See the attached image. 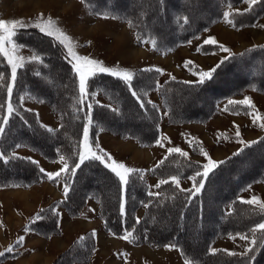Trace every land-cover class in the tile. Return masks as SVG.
Returning <instances> with one entry per match:
<instances>
[{
    "label": "trees",
    "instance_id": "16d2710c",
    "mask_svg": "<svg viewBox=\"0 0 264 264\" xmlns=\"http://www.w3.org/2000/svg\"><path fill=\"white\" fill-rule=\"evenodd\" d=\"M243 1L85 0L83 4L97 16L115 17L125 23L137 46H148L156 54L163 55L186 45L219 22L227 7L230 8L229 13H235L230 16L235 25L231 24V28L239 30L254 26L257 20L264 17V0H257L242 10L233 9ZM14 40L30 53H38L43 62H26L24 68L17 70L10 98L15 111L8 118L5 132L0 137V153L9 158L7 163L0 160V188H29L46 181L55 183L58 179L70 187L67 197L42 208L45 210L43 213L39 209L33 215L26 225L30 230L45 238L56 235L59 209H65L70 217L75 218L87 200L92 199L98 205L105 231L114 236L130 232L129 240L134 246L160 248L174 245L183 259L190 260L192 264H264V243L259 240L254 253H249L251 260L242 255H228L222 249L215 252L211 249V243L216 238L248 234L251 239L250 229L264 221V212L239 198V193L246 187L264 182V134L254 140L255 143L251 141L221 160L224 163L209 174L201 192L192 196L180 191L171 182L155 187L162 179L170 180L176 176L181 184L197 171H203L204 164L193 161L189 155L167 153L152 168L131 174L128 184L122 188L118 177L99 160H86L74 175L71 172L62 173L59 178L49 180L36 163L17 154L18 149L25 148L48 161L64 155L71 167L78 162L83 128L89 116L92 120L90 144L99 152V148H95L99 131L110 132L121 139H132L141 147H152L158 140L163 120L173 126L204 124L214 116L219 104H223L227 114L245 115L249 110L246 105L228 102L240 101L233 98L246 90L264 94V42L228 53L226 56L229 59L214 73V80L204 86L196 81L185 83V80L172 77L161 80V72L155 71L157 68L154 67L135 70L131 87L143 99L144 107H141L129 86L109 74L99 73L91 77L89 92L94 95L82 99L78 77L66 58V51L38 29L20 28ZM198 48L200 54L223 52L211 44L203 43ZM187 67L197 74L201 72L191 64ZM10 72L6 58L0 57V106H3L0 117L7 115L9 97L6 85L10 83ZM53 78L62 84L54 88ZM153 93L157 94L159 102L151 98ZM98 96H102L106 103H99ZM22 97L49 106L57 121L53 132L41 126L34 111L23 107ZM194 101H201L200 105L188 111L187 104ZM109 102L114 107L107 105ZM88 105H91L90 109ZM138 125L143 129L138 130ZM198 148L194 143L192 151L196 152ZM13 155L17 158H11ZM243 166H249L243 172L255 170V173L242 177L240 171ZM222 177L235 182L228 193L216 198L222 188L215 181ZM97 179L100 185L95 183ZM151 179H155L152 186ZM193 183L189 189L193 188ZM149 192L158 195H149ZM121 203L124 204L123 214ZM52 208L57 211L53 213L50 211ZM38 213L44 218L34 222ZM210 222L212 225H209ZM164 224L167 226L164 227ZM161 230H166V234ZM195 233L204 234L198 246L190 241V236L194 237ZM81 237L84 239L81 240ZM95 248L93 234L86 233L75 239L51 264L87 263Z\"/></svg>",
    "mask_w": 264,
    "mask_h": 264
},
{
    "label": "rangeland",
    "instance_id": "374dc122",
    "mask_svg": "<svg viewBox=\"0 0 264 264\" xmlns=\"http://www.w3.org/2000/svg\"><path fill=\"white\" fill-rule=\"evenodd\" d=\"M244 5L245 2H242L237 6V8L235 7L233 9H241ZM196 6H200V4H197ZM224 12H230V8H225ZM137 13H139V11ZM40 14H43L45 18L52 17L54 20L58 21V26L64 29L67 34H69L76 42L77 47L75 48V51L79 55L89 56L91 58L103 61L105 67L116 69V67L119 66L120 70L127 69L132 73L137 69H141V67L155 66L162 70L160 73L161 80L167 79L169 77H176L192 81L196 79L198 75L194 74L195 72H193L192 69L185 67L187 61H192V66L201 68L199 70L204 71L215 66L213 64H215L217 60L220 59L225 53L219 52L220 54L212 53L207 55L200 54V52L197 51L199 44L203 43V41L208 37L214 36V34L210 31L211 29L209 28L201 33L198 37L191 40V43H187L186 45L180 46L175 50L163 55H158L148 46H137L134 43L132 32L124 23L110 16H106L108 18H104L105 16H97L94 13H91V11L87 7H85L79 0H0V19L2 20L8 21L18 19L24 20L26 22H35L36 18L39 17ZM262 18H260L262 19V21L260 22H258L260 19L257 20V25L253 26L254 30L252 29V31H257V34L264 32V17ZM221 21L225 22L224 17L220 20V22ZM24 28L35 27L28 26ZM242 39H244V41L246 39H250L249 41L247 40L248 42L252 40L250 43L255 42L252 35H250L249 33L246 35L243 34V37H237L235 41L230 42L231 44H229L227 48H229L231 51H241L242 49L246 48L244 46L245 44H242ZM89 41H91V44H88ZM262 42L264 41L262 40L257 44H260ZM18 55L23 56L25 60H28L33 54L28 50L21 48ZM56 79L57 78L52 79L54 88L59 87L60 84H62L57 83L59 81ZM49 87L50 89H52L51 86ZM246 97L251 98L253 104L255 105V111L258 112L261 116H264V94L253 90H246L242 93V95L234 97L233 99L243 101ZM151 98L155 99L156 102H159L156 93H153ZM97 101L99 103H106L105 99L102 96H98ZM200 102L201 101H194L187 104L189 108H187L188 111H192L196 106L200 105ZM21 103L26 109L31 108L28 110L34 109L35 111H37L39 113L41 122L53 126L51 128L56 127L57 121L52 115L47 104L31 101L25 97L21 98ZM107 105L114 107V105L110 102ZM180 106L184 107L185 105L180 104ZM222 106L223 104H220L217 107L216 114H214L215 117H212L213 119L211 118L209 121H207V123L204 124L192 123L190 125L183 124L173 126L166 124V122L163 120L160 126V133L158 137V140L162 142L163 146L158 145L156 141V143L152 147H141L140 145L132 142L133 140L120 139L118 137H114L108 132L103 131L98 132L99 134L97 135V137L100 139L98 141L95 139L94 140L96 142V145L99 146V149L108 152V154H110L116 162L123 163L127 167L133 169L138 167L148 168L152 166L157 162V160H161L164 155L168 153V148L173 147H178L181 150L189 152L191 158L194 160L207 163V159L202 154H193L192 146L194 143L199 146L198 152L202 147V143L206 147L205 151L208 153V155L213 160H219L235 148L233 144L241 143L240 141L243 140H252L258 136V131H260V127L258 126L260 121H258L257 124H253L252 116L248 114L249 112H252V109L249 108L248 113L245 115L235 116L227 114L224 109L222 111ZM133 119L136 120L137 118L133 117ZM85 126L89 128L90 132V125L87 123ZM237 127L240 132L239 137L236 136ZM137 129L142 130L143 128L138 125ZM227 134H234L235 138H237L238 140H232L233 138L228 137ZM190 140L192 141L191 144L189 143ZM90 141L91 138L89 136V143ZM136 150L141 151L142 153L137 154L135 153ZM20 151L26 153V151L24 150ZM31 153L28 154L31 155L33 159H37V153L36 155L35 153H33V151H31ZM258 159L260 158L258 157ZM37 161L39 162V165L36 163L37 166L40 169H45L46 171L55 172L59 171L63 167V164L59 159L54 161H43L37 159ZM248 167L249 166H243V169L240 171V175L242 177H247L248 175L255 173V170L254 172H243L244 169L248 170ZM154 181L155 179H151V185L154 183ZM216 182L220 183V187L222 188L220 191L221 193L215 195L216 198H219L221 194L225 195L229 192V187L233 185L235 181L231 180L228 177H222L221 179L215 181V183ZM95 183L97 185H100L99 179H97ZM187 184L188 181L182 182V185L184 187H187ZM51 189L46 191L42 187H40L28 193L13 192V194L7 193L8 191H0V216L5 215V217H7L10 213H12L13 208L18 209L19 211H23L25 214H32L34 211H38L39 209L44 208L43 201L52 198V196H50V193L53 192ZM245 189L249 192L244 194L245 198L258 197L261 201H264V182H261L260 184L254 183L246 187ZM239 198H241L240 195ZM5 204H7V207L5 206ZM88 213L89 211L87 210L86 214ZM33 215L27 221L26 225L32 219ZM211 216L208 217L209 221H211ZM21 221H23V219L18 220L16 217H14L13 219L11 218V220L9 221L10 230H15V228L20 225ZM212 222H210L209 225H212ZM166 226L167 225H165L164 227ZM25 227L30 230L27 226ZM75 227L77 231H80L78 233L84 234L83 232H85L86 230L85 226L76 225ZM57 231L58 232L56 235H58L60 232L58 225ZM165 231L166 230H161V233L166 234ZM34 233L43 237L36 232ZM78 233L76 236H79ZM195 234L194 237L190 236V241L198 246L199 242L204 239V234ZM56 235H53L51 237H54ZM123 236H119V238H122ZM6 239L7 235L4 236L3 241H5ZM46 242L43 241L41 245L37 246L39 248L38 252L41 255L40 259L44 261L45 264H51L59 254L67 249L68 246L67 244H62L61 241L59 244L60 246L53 250ZM217 242V245L221 246L222 249H228L235 252L245 251V249L249 246L248 241L241 239L240 236L237 235L219 239ZM217 245L215 242L213 244V247H216ZM173 249L176 250V248ZM177 254L179 253L177 252ZM38 264H41V262L39 261Z\"/></svg>",
    "mask_w": 264,
    "mask_h": 264
},
{
    "label": "snow or ice",
    "instance_id": "6c2138e0",
    "mask_svg": "<svg viewBox=\"0 0 264 264\" xmlns=\"http://www.w3.org/2000/svg\"><path fill=\"white\" fill-rule=\"evenodd\" d=\"M82 3L85 2V0H81ZM249 4H255L257 0H246ZM235 15V13H229L224 12L223 17L226 23L234 25L233 19L230 18V16ZM108 18V17H104ZM115 18V17H113ZM185 22H187V18H185ZM32 26L39 30V32L43 33L44 35L53 38L60 46L63 47V49L66 51V58L69 59V62L72 64V69L78 76V90L80 97L86 98L89 95H94L89 92V79L99 73H107L111 76L118 78L122 81H124L128 86L129 90L133 97L137 99V101L140 103L141 107H144L143 99L137 94V92L131 87V81L134 78V74L127 69L120 70L119 66L116 67V69L108 68L104 66L103 61L91 58L89 56H81L76 51L75 48L77 47L76 42L74 39L67 34V32L58 26V21L54 20L52 17L45 18L43 14H40L39 17L36 18L35 22L32 21H24V20H2L0 19V57L6 58L7 64L11 68L10 72V83L6 85L7 94L9 97V101L6 106L7 115L0 117V137L5 132V126L8 123V118L13 115L15 109L11 102V96L13 92V87L15 85L16 79H17V70L20 68H24L26 65V62H43L41 56L38 53H35L29 58V61H26L23 56L18 55L21 48H23V45H19L14 40V37L17 35V32L20 28ZM191 43V41H189ZM204 44H211L216 45L221 51L226 53H231V50L227 47H225L223 44H218L217 40L214 37H208L203 41ZM88 44H91V41L88 42ZM155 45V42H153ZM200 49L197 48V51ZM229 59V56H225L219 63L215 65L211 70L209 71H201L197 74L199 79L196 81V83L200 86H204L211 81L214 80V73H216L217 69L221 67ZM192 64V61H187L185 64V67ZM155 71L160 72L161 69H155ZM37 76L40 75V73H36ZM172 79H175V77H172ZM185 83H189L185 81ZM42 102V101H41ZM229 104H243L246 105L248 108L252 109V112H249L248 114L252 116V123L257 124L258 121L260 123L258 126L262 129H264V116H261L258 112L255 111V105L253 104L251 98L246 97L243 101H233L229 100ZM3 106H0L2 108ZM89 109L91 108V105H88ZM92 123L91 117H88V124L90 125ZM44 127L48 132H53L54 129H52L50 126L47 125H41ZM236 136H240L239 129L237 127ZM241 143H244V141H240ZM189 143L191 144L192 141L190 140ZM255 143V141L251 142ZM157 144L160 146H163L162 142L160 140H157ZM19 147V145H17ZM96 149L99 148L98 145L95 146ZM200 153L207 159V163H205L203 167V171H197L195 175L189 177L190 180H192L193 188L192 189H182L180 188V181L176 176H172L170 180L168 179H162L159 181L155 187L159 188L162 184L172 183L175 185L177 189L180 191H185L189 193V196L198 194L201 192V190L205 187V181L209 178V174L214 171L218 167L219 164L224 163V161H215L213 160L206 151L201 147L199 149ZM167 152L169 154L171 153H179L182 156L187 157V153L183 152L178 147L168 148ZM78 155V162L74 163L71 167L69 166L68 161L66 160L64 155H60L59 160L63 164V167L55 172V173H46V176L49 180L59 178L62 173H69L71 172L73 175L75 174V170L78 169L86 160L94 159L99 160L101 163L105 164V167L109 168L119 179L121 182L122 188L126 187V185L129 182V177L131 174L139 172L138 169H133L127 167L123 163L116 162L112 156L104 150L99 149V152L97 150H94V146L89 143V128L85 126L83 128V141H82V150L77 154ZM11 158H17L15 155ZM8 157L5 153H0V160H4L5 163L8 162ZM30 162L32 163H38L36 161H32L31 158H28ZM163 163V161H161ZM42 173L45 172L43 168L40 169ZM200 178L199 180L197 178ZM70 191L69 185L67 183L64 185V196L67 197L68 193ZM149 195H158V193H151L149 192ZM245 203H248L250 205L257 206L261 212H264V201H261L258 197H252L251 199L244 201ZM45 210L41 209V213H43ZM53 213L57 211L56 208L50 209ZM124 212V204L121 203V213ZM44 217L38 213L35 216V221H39L43 219ZM139 222V221H137ZM252 238L249 240L248 234H239L240 238L243 240H246L249 242V247H247L244 251V253H235V252H228V255H242L247 257L249 260L252 259L251 256H249V253H254L255 247L258 245V240L262 243H264V221L258 223L255 225L254 228L250 229ZM259 234V235H258ZM94 235V233H93ZM132 234L129 232L126 235H124L122 238L127 240ZM81 240L84 239V237L80 238ZM24 237L21 236L17 239L16 243L20 244L23 243ZM169 248H174V245H168ZM12 249L9 248L7 251H11ZM213 252L216 250L213 249ZM227 251V250H225ZM4 252H0V256H3ZM185 264H192V262L188 259L185 260Z\"/></svg>",
    "mask_w": 264,
    "mask_h": 264
},
{
    "label": "crops",
    "instance_id": "0c3cea01",
    "mask_svg": "<svg viewBox=\"0 0 264 264\" xmlns=\"http://www.w3.org/2000/svg\"><path fill=\"white\" fill-rule=\"evenodd\" d=\"M243 2H245V5L241 9H236V10H242L249 5V3L246 2V0H244ZM235 7L237 8V6H235ZM235 7H233V8H235ZM262 19H260L258 22L262 21ZM257 23L254 24V26L257 25ZM230 26L231 25L226 23V22H222V21L220 22L219 21L209 28V29H211L210 31L214 34L213 37L217 40L218 44H223L224 46L228 47L229 44H231L230 42L235 41L237 37H240V36L243 37V34L246 35L248 33L250 35H252V37H254L255 42L250 43L252 40L250 42H248L250 39H246L245 41H244V39H242V44L243 45L245 44L244 46L246 48L249 46H252V45H256L258 42H260L262 40L264 41V32L257 34V31H252V29L254 30L253 26L243 28V29H239V30H234ZM245 38H246V36H245ZM245 42H248V43H245ZM201 44H203V43H201ZM233 52H237V51H235V50L231 51V53H233ZM213 54H220V53H213ZM227 54L228 53L225 52L223 54V56L220 59H218L217 62L213 65H216ZM148 67L158 68L155 66H148ZM141 68H147V67H141ZM158 69H160V68H158ZM199 69H201V68H199ZM206 70H210V69H206ZM206 70H204V71H206ZM177 79H181V78H177ZM198 79H199V77H197L196 79H194L190 82H195ZM181 80H185V79H181ZM185 81H189V80H185ZM28 109H31V108H28ZM32 111H34L36 113V115L39 119V122L41 124L47 125V124L41 122L40 117H39V113L37 111H35L34 109ZM222 111H223V106H222ZM214 117L215 116H213V118ZM190 124H192V123H189L187 125H190ZM47 126H50V125H47ZM50 127H53V126H50ZM259 130H260V131H258L259 134L256 138L249 140V141L243 140L244 143L233 144L235 148L230 153L225 155L223 158H221L219 160H215V161H221V160L225 159L229 155L238 151L244 145H246V144L250 143L251 141H254L257 138H259L261 135L264 134V129L260 128ZM103 132H106V131H103ZM108 133H110V132H108ZM110 134L113 135L112 133H110ZM113 136L118 137L115 135H113ZM227 136L233 138L232 140H236V141L238 140L237 138H235L234 134H230V135L227 134ZM118 138H120V137H118ZM95 139L98 141L100 138H98L96 136ZM124 140H132V139H124ZM132 142L139 145L134 140ZM201 146L205 151L206 147L202 143H201ZM20 150H24V151H26V153H23ZM182 151L186 152L189 155V157L191 158L189 152L184 151V150H182ZM28 153H31V151L27 150L25 148H20L17 150V154L22 155L25 158L30 157V158H32L31 160H33V161L38 162L37 159H40L43 161L47 160L38 154H37L38 155L37 156L35 152H33V153H35L37 159H33V157L31 155H29ZM106 153H108V152H106ZM135 153L139 154L142 152L136 150ZM193 154L200 155L201 153H200V151L198 152V150H197V152H193ZM39 156L42 157L43 159L40 158ZM192 160L197 161L194 159H192ZM159 161L160 160H157V162H159ZM197 162L205 164V162H201V161H197ZM156 163H154L152 166H150L148 168L138 167L135 169L148 170V169L152 168ZM55 172H57V171H55ZM55 172L45 170V173H55ZM184 181H188L187 187H184L182 185V182H184ZM184 181L181 182V184H180L181 187L184 189L191 188L192 181L190 179H186ZM154 183H155V181H154ZM154 183L152 185H154ZM258 184H260V183H258ZM40 187H42L46 191L52 188L51 190L53 191L51 193L49 192L50 196H52V198L47 199L46 201H43V203H44L43 207L49 206L52 202L61 200L64 197V185L61 183L60 179H58L55 183H51L49 181H46V182H43L39 185H35V186L29 187V188L4 187V188H0V191H8L7 193H10V194H13V192L28 193V192L34 191ZM247 192L248 191H246V189H244L239 193V195L241 196V199L243 201H247V200L252 198V197H249V198L244 197V194ZM5 206L7 207V204H5ZM87 210L89 211L88 214H86ZM36 211H34L32 214L31 213L25 214L23 211H19L18 209L13 208L12 213H10L7 217H5V215L0 216V252H4V255L0 256V264H38L39 261L41 262V264H45L44 261H42L40 259L41 255L38 252L39 248L37 247L38 245H41L43 243V241H45V242L47 241L46 243H48V245H50L51 249L54 250L60 246L59 244L61 241H62V244H64V245L67 244V246L69 247L75 239H77L78 237H80L86 233H92V234L94 233L93 238L95 240L96 248H95L89 262L83 263V264H185V259H183V257L181 256L180 252L178 251V249L176 247H174V248H176V250L179 254H177L176 250H174L173 248H169L168 245L160 247V248H151V247L145 246V245L133 246L130 243L129 239L125 240L123 238H119V236H113V235L108 234L105 231L103 223L100 219L98 205L92 199L87 200L86 205L84 206L81 213L77 216V218L70 217L65 209H62V208L59 209L58 218H57V225L59 226L60 232L58 235L51 237V238H48V239H45V238L35 234L34 232L28 230L25 227L27 221L31 218V216ZM14 217H16L18 220L23 219V221H21L20 225L17 228H15V230L12 231L9 228V221L11 220V218L13 219ZM76 225L85 226L86 227V230H85L86 233L85 232H83L84 234L78 233L80 231L76 230V227H75ZM77 233L79 234V236H76ZM5 235H7V239L5 241H3ZM21 236L24 237L23 243L17 244L16 241ZM224 238H228V236H225L223 238H216L215 240H213V242L211 243V249L212 250L213 249H215V250L222 249L221 246L217 245L218 244L217 241L219 239H224ZM118 239H120V240H118ZM120 241H122V242H120ZM215 242H216L217 246L213 247V244ZM9 248H11L12 250L7 251V249H9ZM222 250H225V249H222ZM227 252H235V251H232V250L230 251L227 249ZM235 253H244V251L235 252ZM181 259H183V260H181Z\"/></svg>",
    "mask_w": 264,
    "mask_h": 264
},
{
    "label": "bare ground",
    "instance_id": "6f19581e",
    "mask_svg": "<svg viewBox=\"0 0 264 264\" xmlns=\"http://www.w3.org/2000/svg\"><path fill=\"white\" fill-rule=\"evenodd\" d=\"M140 52V51H139Z\"/></svg>",
    "mask_w": 264,
    "mask_h": 264
}]
</instances>
